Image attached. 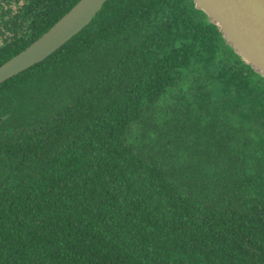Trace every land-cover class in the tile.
<instances>
[{"label":"trees","instance_id":"1","mask_svg":"<svg viewBox=\"0 0 264 264\" xmlns=\"http://www.w3.org/2000/svg\"><path fill=\"white\" fill-rule=\"evenodd\" d=\"M78 1L2 0L0 65ZM0 264H264V78L192 0H107L0 84Z\"/></svg>","mask_w":264,"mask_h":264},{"label":"water","instance_id":"2","mask_svg":"<svg viewBox=\"0 0 264 264\" xmlns=\"http://www.w3.org/2000/svg\"><path fill=\"white\" fill-rule=\"evenodd\" d=\"M106 1L79 0L40 37L0 65V84L57 51L93 20ZM192 1L234 52L264 78V0Z\"/></svg>","mask_w":264,"mask_h":264},{"label":"flooded vegetation","instance_id":"3","mask_svg":"<svg viewBox=\"0 0 264 264\" xmlns=\"http://www.w3.org/2000/svg\"><path fill=\"white\" fill-rule=\"evenodd\" d=\"M4 33H6V34H10V32H7V31H5ZM10 36V35H9Z\"/></svg>","mask_w":264,"mask_h":264}]
</instances>
